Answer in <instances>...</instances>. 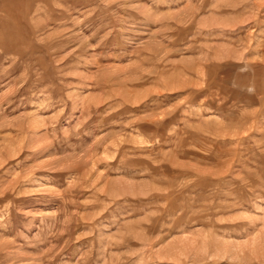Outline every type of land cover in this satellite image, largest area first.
Listing matches in <instances>:
<instances>
[{
  "label": "rangeland",
  "instance_id": "rangeland-1",
  "mask_svg": "<svg viewBox=\"0 0 264 264\" xmlns=\"http://www.w3.org/2000/svg\"><path fill=\"white\" fill-rule=\"evenodd\" d=\"M0 264H264V0H0Z\"/></svg>",
  "mask_w": 264,
  "mask_h": 264
}]
</instances>
